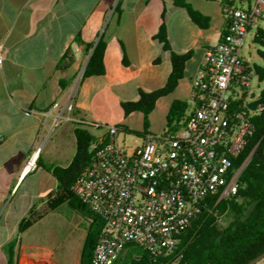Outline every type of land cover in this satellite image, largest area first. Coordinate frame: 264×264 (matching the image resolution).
<instances>
[{"label":"crops","instance_id":"crops-1","mask_svg":"<svg viewBox=\"0 0 264 264\" xmlns=\"http://www.w3.org/2000/svg\"><path fill=\"white\" fill-rule=\"evenodd\" d=\"M182 1L208 18L206 28L193 23L174 0H0V260L4 264L5 245L18 242L19 235L54 211L46 207L47 196L57 188L48 168L71 162L78 124L86 125L93 138H106L107 126L117 127V136L131 131L125 126L127 118L142 114L125 115L121 103L137 101L139 90L151 92L165 85L171 52L190 56L176 88L159 98L154 109L162 102L187 103L205 50L217 44L225 23L219 2ZM161 21L169 50L155 38ZM101 37L104 74L83 78L88 55ZM175 92L178 97L166 102ZM135 137L140 139L136 146L141 145L143 136ZM30 159L35 168L27 171ZM30 213L41 217L19 233ZM78 216V227L84 225L82 246L89 221ZM19 254L16 246L19 264L35 260L25 261Z\"/></svg>","mask_w":264,"mask_h":264},{"label":"built area","instance_id":"built-area-1","mask_svg":"<svg viewBox=\"0 0 264 264\" xmlns=\"http://www.w3.org/2000/svg\"><path fill=\"white\" fill-rule=\"evenodd\" d=\"M215 1L225 26L205 50L182 116L146 132L136 147L121 146L115 126L90 142L91 159L71 190L103 222L93 264H114L127 245L153 257L170 253L181 231L212 212L206 199H230L240 188L234 161L263 110L251 88L255 71L240 55L248 32L264 22V0H243L244 7ZM34 168L30 159L25 169Z\"/></svg>","mask_w":264,"mask_h":264},{"label":"trees","instance_id":"trees-1","mask_svg":"<svg viewBox=\"0 0 264 264\" xmlns=\"http://www.w3.org/2000/svg\"><path fill=\"white\" fill-rule=\"evenodd\" d=\"M176 6H182L192 20L200 28H206L207 17L192 10L182 0H174ZM119 4V3H118ZM116 6V9L118 7ZM155 38L163 48L169 50L165 39V26L161 21ZM254 41L264 46L263 33L258 30ZM105 43L101 37L96 43L88 63L83 71V78L104 74ZM190 52L178 55L171 52V71L165 85L157 90L145 92L139 90V99L135 102H123L121 108L125 115L140 112L143 116V130L126 131L142 137L148 128V115L154 109L155 102L170 94L183 77L184 63ZM264 65V55H260ZM258 82H264V66L253 65ZM257 103L262 105V112L252 119L253 130L247 138V144L238 158L234 161L236 168L243 167L239 175L240 188L230 199H206L212 212L202 211L190 227L181 231L179 242L170 253L151 256L143 248L127 245L114 262L121 258L126 264H257L264 260V86L261 88ZM186 107L184 101L171 104L166 116V125L178 120ZM84 124H78L74 129L75 153L66 167H49L48 171L57 181V188L47 196L46 207L55 210L62 204H67L89 221L80 252L79 264H93L92 253L101 232L103 222L86 204L71 190L80 170L90 161L92 153L90 142L94 139ZM249 161L245 164L246 159ZM245 164V165H244ZM229 217V222L222 226L219 220ZM40 215L30 213L29 217L20 224L18 232L23 233L31 227ZM17 240L5 245L7 255L5 264H17L15 248ZM140 250L136 256L131 253Z\"/></svg>","mask_w":264,"mask_h":264},{"label":"rangeland","instance_id":"rangeland-1","mask_svg":"<svg viewBox=\"0 0 264 264\" xmlns=\"http://www.w3.org/2000/svg\"><path fill=\"white\" fill-rule=\"evenodd\" d=\"M258 30L264 36V22H260L256 28H252L248 32L240 55L243 60L252 66H264L260 57V55H264V46L253 40V35ZM263 86L264 82H258L256 78H252V89L259 92ZM175 93L173 96L166 98V102H171L172 99L178 97V92ZM172 103L174 101L167 105L162 102L151 111L147 117L148 128L146 132L159 133L166 129V116ZM125 126L131 131H142V116L139 113L133 114L127 118ZM117 142L124 147H133L140 143V139L130 133H121L117 136ZM78 215L79 213L67 204L60 205L42 222L23 235H19L17 248L20 249V256L17 257L20 258L22 255L25 261H28L29 258H35L34 261H30L31 264H79L80 239L84 225L78 227L80 221ZM228 222V216H223L219 220L222 226H225ZM139 253L140 250H136L131 255L136 256ZM126 262L125 258H121L116 264H126ZM0 264H4V261L0 260ZM17 264H19V260ZM257 264H264V260Z\"/></svg>","mask_w":264,"mask_h":264},{"label":"water","instance_id":"water-1","mask_svg":"<svg viewBox=\"0 0 264 264\" xmlns=\"http://www.w3.org/2000/svg\"><path fill=\"white\" fill-rule=\"evenodd\" d=\"M95 45H96V43H95ZM95 45L93 46L91 52H90L89 55H88V58H87V60H86V63H85V65H84V67H83V71H84V69H85V67H86V65H87V63H88V60H89V58H90V56H91V54H92V51H93ZM250 157H251V155L246 159L245 164L249 161ZM245 164H244V165H245ZM242 168H243V167H242Z\"/></svg>","mask_w":264,"mask_h":264}]
</instances>
